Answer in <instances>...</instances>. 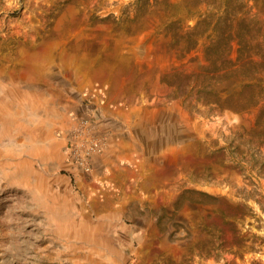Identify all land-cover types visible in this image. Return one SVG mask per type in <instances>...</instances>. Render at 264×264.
<instances>
[{
  "label": "rangeland",
  "instance_id": "1",
  "mask_svg": "<svg viewBox=\"0 0 264 264\" xmlns=\"http://www.w3.org/2000/svg\"><path fill=\"white\" fill-rule=\"evenodd\" d=\"M213 1L0 0V264H264L207 256L219 219L187 191L235 199L231 138L257 114L219 106L204 36H173ZM228 1L264 33V0Z\"/></svg>",
  "mask_w": 264,
  "mask_h": 264
},
{
  "label": "trees",
  "instance_id": "2",
  "mask_svg": "<svg viewBox=\"0 0 264 264\" xmlns=\"http://www.w3.org/2000/svg\"><path fill=\"white\" fill-rule=\"evenodd\" d=\"M227 2L213 1L217 9L224 6L222 13L205 15L192 32L173 35L177 41L186 40L189 49L196 45L197 38L205 37V55L215 67L216 77L229 80V92L219 104L221 108L239 113L257 109L252 126L234 131L230 142L227 166L237 170L243 179L240 186L228 181L235 188V199L203 190H187L200 196L194 202L214 206L219 221L203 225V229L209 233L211 243L206 255L216 258L222 254L243 256L246 252H264V193L260 185V180H264V33L256 19L240 10L229 13ZM201 24L204 27L199 29ZM232 42L238 46L237 56L228 61L225 57ZM223 68L225 72L219 74ZM184 194L185 191L181 195L183 201L193 202ZM250 202L258 206L257 211ZM252 228L261 233L253 232Z\"/></svg>",
  "mask_w": 264,
  "mask_h": 264
},
{
  "label": "water",
  "instance_id": "3",
  "mask_svg": "<svg viewBox=\"0 0 264 264\" xmlns=\"http://www.w3.org/2000/svg\"><path fill=\"white\" fill-rule=\"evenodd\" d=\"M164 240L169 246H174L175 245L174 242L168 237H165Z\"/></svg>",
  "mask_w": 264,
  "mask_h": 264
},
{
  "label": "bare ground",
  "instance_id": "4",
  "mask_svg": "<svg viewBox=\"0 0 264 264\" xmlns=\"http://www.w3.org/2000/svg\"><path fill=\"white\" fill-rule=\"evenodd\" d=\"M100 81H104V79H106L105 74H100L99 77Z\"/></svg>",
  "mask_w": 264,
  "mask_h": 264
},
{
  "label": "built area",
  "instance_id": "5",
  "mask_svg": "<svg viewBox=\"0 0 264 264\" xmlns=\"http://www.w3.org/2000/svg\"><path fill=\"white\" fill-rule=\"evenodd\" d=\"M83 164H84V163H83ZM85 168L88 170V167H87V166H86Z\"/></svg>",
  "mask_w": 264,
  "mask_h": 264
}]
</instances>
